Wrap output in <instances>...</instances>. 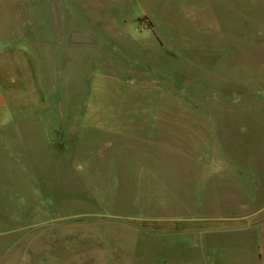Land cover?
I'll list each match as a JSON object with an SVG mask.
<instances>
[{
  "label": "rangeland",
  "instance_id": "1",
  "mask_svg": "<svg viewBox=\"0 0 264 264\" xmlns=\"http://www.w3.org/2000/svg\"><path fill=\"white\" fill-rule=\"evenodd\" d=\"M36 5L0 56V264H264V0Z\"/></svg>",
  "mask_w": 264,
  "mask_h": 264
},
{
  "label": "crops",
  "instance_id": "2",
  "mask_svg": "<svg viewBox=\"0 0 264 264\" xmlns=\"http://www.w3.org/2000/svg\"><path fill=\"white\" fill-rule=\"evenodd\" d=\"M38 1L43 0H0V56L7 52L8 49L5 48V42L6 41H15L10 40L9 34V27L10 22H6V20H12V19H19L24 17V12H27L30 10V12H35L37 5L36 3ZM29 4L32 5L29 6ZM29 8V10H28ZM26 15V14H25ZM32 44V43H31ZM30 44V52L33 53V44ZM36 47V45L34 46ZM36 50V49H35ZM33 58L35 60L39 61V56L33 53ZM11 112V105L9 102V96L5 89L0 86V125L2 122L6 119V117ZM259 234H261V241L257 245L258 254L261 256L260 260L264 261V220L259 224Z\"/></svg>",
  "mask_w": 264,
  "mask_h": 264
},
{
  "label": "bare ground",
  "instance_id": "3",
  "mask_svg": "<svg viewBox=\"0 0 264 264\" xmlns=\"http://www.w3.org/2000/svg\"><path fill=\"white\" fill-rule=\"evenodd\" d=\"M9 219H13V216H12V215H11V216H8V217L6 218V221H4L3 223H4V224H7L6 222H7Z\"/></svg>",
  "mask_w": 264,
  "mask_h": 264
}]
</instances>
